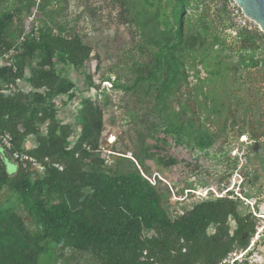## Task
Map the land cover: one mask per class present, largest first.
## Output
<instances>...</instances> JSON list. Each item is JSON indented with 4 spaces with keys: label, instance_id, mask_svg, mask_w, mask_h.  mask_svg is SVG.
Segmentation results:
<instances>
[{
    "label": "rangeland",
    "instance_id": "374dc122",
    "mask_svg": "<svg viewBox=\"0 0 264 264\" xmlns=\"http://www.w3.org/2000/svg\"><path fill=\"white\" fill-rule=\"evenodd\" d=\"M16 2L0 0V12ZM29 3L23 30L36 27L38 37L41 28L56 32L62 27L65 34L78 35L92 47V61L81 71L56 64L60 75L84 96L93 95L89 75L96 85L107 76L133 85L139 77L156 71V79L141 81L132 91L108 90L101 148L93 155L102 160L107 151L111 164L100 169L111 174L139 172L155 185L172 218L191 209L198 198L225 195L233 188L243 200L241 212L257 213L258 233L248 247L253 251L249 258L252 264H264V247L255 246L264 227V50L258 48L252 59V51L241 48L230 29L225 0L189 1L183 42L169 63H158L156 55L166 43L178 41L179 0ZM42 5L47 7L44 14ZM21 44L18 39L17 46ZM20 67L27 77L31 71L44 72V54L38 51ZM64 100L60 96L55 101L62 105ZM64 109L61 117L80 118L78 104L75 109L68 105ZM174 127L180 140L171 132ZM158 143L163 150H157ZM161 154L163 164L158 162ZM7 166L12 173L17 170L12 162ZM20 215L32 228L26 213ZM83 256L86 260L81 264H95L89 255ZM226 264L244 262L231 259Z\"/></svg>",
    "mask_w": 264,
    "mask_h": 264
},
{
    "label": "trees",
    "instance_id": "16d2710c",
    "mask_svg": "<svg viewBox=\"0 0 264 264\" xmlns=\"http://www.w3.org/2000/svg\"><path fill=\"white\" fill-rule=\"evenodd\" d=\"M29 1L17 0L8 11L0 12V57L14 47L18 52L17 58L0 66V133L12 135L14 150L41 162L48 157L63 169L50 167L37 175L12 161L17 166L12 173L0 158V264H81L86 260L83 255L95 264H226L230 255L247 252L250 256L253 251L248 247L258 233L257 213L241 212L243 200L233 188L222 197L210 193L198 198L191 209L172 218L155 185L139 172L111 174L100 169L104 160L93 152L101 148L108 90L132 91L139 82L156 79V71L139 77L133 85L111 76L96 85L89 75L93 95L84 96L56 68L63 63L81 71L92 61V47L78 35H67L62 27L56 32L41 28L38 37H28L17 46ZM189 1L179 0L178 41L160 48L158 63L173 61L174 50L182 44ZM228 1L230 29L241 48L252 51V57L258 48L264 50V32L257 26L250 31L239 27ZM46 10L42 5L41 12ZM38 51L44 54L47 70L31 71L27 77L20 64ZM5 88L10 93H3ZM60 96L66 97L62 105L55 101ZM75 99L80 118L68 117L65 122L60 112ZM171 132L182 138L175 127ZM31 136L36 146L28 148L25 143ZM162 146L158 143L157 150H163ZM204 148L201 143L199 149ZM158 162L163 164L164 154ZM22 211L32 228L22 219ZM255 246L264 247V227Z\"/></svg>",
    "mask_w": 264,
    "mask_h": 264
},
{
    "label": "built area",
    "instance_id": "2783aa9c",
    "mask_svg": "<svg viewBox=\"0 0 264 264\" xmlns=\"http://www.w3.org/2000/svg\"><path fill=\"white\" fill-rule=\"evenodd\" d=\"M230 9L233 12V17L236 22V24L239 27H242L247 30H253L254 27L259 26L254 20L246 16V14L242 11V9L239 7V5L232 0V3L230 5ZM38 35V30L36 27L31 26L28 29H25L20 37V41H25L28 37H36ZM17 54L16 48L12 49L7 53L6 55L0 57V66L1 65H8L9 63L6 62L9 60L12 55ZM3 93H10V90L5 88L3 90ZM14 140L11 134L9 133H0V147H2L4 150L7 151V153L10 156L11 161H13L18 167H20L22 170L26 171L27 173L31 174H37V175H44L50 167L57 168L59 170L63 169V165L59 163L51 162L48 157H46L43 162L39 161L38 159L28 155L27 153L23 151L14 150ZM84 148L87 151H90V147L88 145H85ZM99 151V150H98ZM96 152V151H95ZM95 152L93 154L95 155ZM103 160L105 165L111 164V158L107 155V151L105 152L103 156ZM218 197H222L223 195L217 194ZM233 260L234 263L236 261L240 262H247L248 264H252V262L247 256V252L241 253L239 255H230L228 260L225 261V263H228L230 260ZM153 264H157L154 262Z\"/></svg>",
    "mask_w": 264,
    "mask_h": 264
},
{
    "label": "water",
    "instance_id": "95a60500",
    "mask_svg": "<svg viewBox=\"0 0 264 264\" xmlns=\"http://www.w3.org/2000/svg\"><path fill=\"white\" fill-rule=\"evenodd\" d=\"M242 11L254 20L264 32V0H234ZM258 145H255V149ZM0 158L6 162H12L6 150L0 147Z\"/></svg>",
    "mask_w": 264,
    "mask_h": 264
},
{
    "label": "crops",
    "instance_id": "0c3cea01",
    "mask_svg": "<svg viewBox=\"0 0 264 264\" xmlns=\"http://www.w3.org/2000/svg\"><path fill=\"white\" fill-rule=\"evenodd\" d=\"M23 84L24 83H21V85L23 86ZM76 104H77V101H76V99L72 102V103H70L68 106H69V109H75V106H76ZM68 109V110H69ZM63 110H65V109H63ZM61 112H60V118L61 119H63V120H65V122H67L68 121V118L67 119H65V118H63V117H61ZM26 147H28V148H32V147H34V146H36V138L35 137H33V136H31L27 141H26Z\"/></svg>",
    "mask_w": 264,
    "mask_h": 264
},
{
    "label": "flooded vegetation",
    "instance_id": "af4514ba",
    "mask_svg": "<svg viewBox=\"0 0 264 264\" xmlns=\"http://www.w3.org/2000/svg\"><path fill=\"white\" fill-rule=\"evenodd\" d=\"M255 147V146H254Z\"/></svg>",
    "mask_w": 264,
    "mask_h": 264
}]
</instances>
